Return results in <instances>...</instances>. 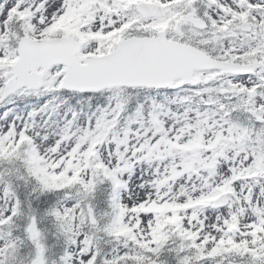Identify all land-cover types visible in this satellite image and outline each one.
<instances>
[{
	"label": "snow or ice",
	"instance_id": "6c2138e0",
	"mask_svg": "<svg viewBox=\"0 0 264 264\" xmlns=\"http://www.w3.org/2000/svg\"><path fill=\"white\" fill-rule=\"evenodd\" d=\"M0 264H264V0H0Z\"/></svg>",
	"mask_w": 264,
	"mask_h": 264
}]
</instances>
